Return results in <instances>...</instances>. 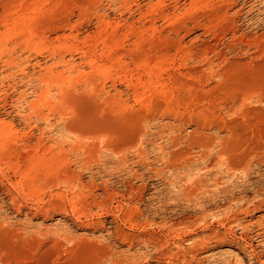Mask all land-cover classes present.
Listing matches in <instances>:
<instances>
[{"label": "rangeland", "instance_id": "374dc122", "mask_svg": "<svg viewBox=\"0 0 264 264\" xmlns=\"http://www.w3.org/2000/svg\"><path fill=\"white\" fill-rule=\"evenodd\" d=\"M0 264H264V0H0Z\"/></svg>", "mask_w": 264, "mask_h": 264}]
</instances>
